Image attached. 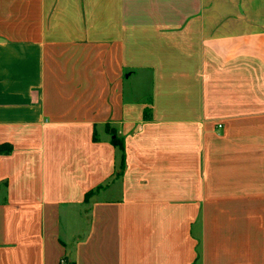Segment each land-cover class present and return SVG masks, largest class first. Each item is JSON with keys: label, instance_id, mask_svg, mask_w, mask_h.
<instances>
[{"label": "crops", "instance_id": "0c3cea01", "mask_svg": "<svg viewBox=\"0 0 264 264\" xmlns=\"http://www.w3.org/2000/svg\"><path fill=\"white\" fill-rule=\"evenodd\" d=\"M4 142L0 264H264V0H0Z\"/></svg>", "mask_w": 264, "mask_h": 264}, {"label": "trees", "instance_id": "16d2710c", "mask_svg": "<svg viewBox=\"0 0 264 264\" xmlns=\"http://www.w3.org/2000/svg\"><path fill=\"white\" fill-rule=\"evenodd\" d=\"M144 117H149L148 110L144 111ZM112 134L111 142L114 146H116L120 150V170L118 173H121L125 168V148L124 141L121 136L117 134L115 130H110ZM12 151V145L8 142L0 143V154H6ZM62 264H75L74 261L69 260L67 257L64 258V262Z\"/></svg>", "mask_w": 264, "mask_h": 264}, {"label": "built area", "instance_id": "2783aa9c", "mask_svg": "<svg viewBox=\"0 0 264 264\" xmlns=\"http://www.w3.org/2000/svg\"><path fill=\"white\" fill-rule=\"evenodd\" d=\"M219 126H221V124ZM62 262H64V259L62 260Z\"/></svg>", "mask_w": 264, "mask_h": 264}]
</instances>
